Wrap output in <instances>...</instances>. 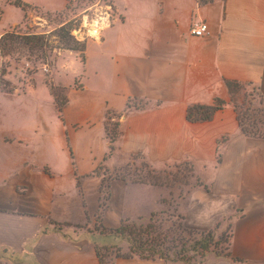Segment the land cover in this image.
<instances>
[{
	"label": "crops",
	"instance_id": "obj_1",
	"mask_svg": "<svg viewBox=\"0 0 264 264\" xmlns=\"http://www.w3.org/2000/svg\"><path fill=\"white\" fill-rule=\"evenodd\" d=\"M22 1L49 12L65 6V0L55 7ZM113 5L116 19L87 40L76 72L80 93L90 91L97 102L73 112L76 92L69 90L60 118L42 80L24 91L0 89V264H100L95 247L112 241L94 229L105 175L97 169L125 166L137 154L154 167L193 165L200 183L186 188L194 190L187 220L198 229L226 223L227 254L192 262L118 257L113 264H264V123L260 133H244L227 86L242 85L236 100L252 94V105L264 113V0ZM193 21L205 22L209 33L192 35ZM73 61L79 63L76 54ZM128 98L144 107L124 113L104 160V114L123 113ZM215 98L224 104L211 119L187 120L188 106ZM97 110L100 120L91 121ZM110 190L113 200L135 190V213L115 209L117 224L124 216L151 214L156 199L149 190L160 189L113 179Z\"/></svg>",
	"mask_w": 264,
	"mask_h": 264
},
{
	"label": "rangeland",
	"instance_id": "obj_2",
	"mask_svg": "<svg viewBox=\"0 0 264 264\" xmlns=\"http://www.w3.org/2000/svg\"><path fill=\"white\" fill-rule=\"evenodd\" d=\"M41 1L43 5H49L50 7L59 4V0ZM71 1L70 9L63 15L57 16L55 14L59 11L49 12L30 4L22 11L19 7L13 5V0H0V11L2 10V14L0 13V34L7 31H16L17 35L24 37L23 39L15 37L21 43L15 44L1 59L2 66L6 67L4 78L8 81L6 85L2 81L0 82L1 90L24 91L28 86L33 85L37 79L38 82L42 80L48 89L50 87L56 93L59 104L63 103V99L67 100L64 107L68 103L67 93L69 90H75L76 94L72 95L73 112L78 111L82 105L87 104L90 106L92 103L97 102L90 91L83 90L80 93L83 89V83L76 76V72L83 62L78 52L63 48L65 45L61 35L64 32L59 31V27L63 24H70L72 27L71 35L78 42L98 39L101 28L112 24L116 19L114 0ZM91 28L97 29V31L101 30L96 31L97 35H93L92 33L96 32H92ZM34 34L43 35V39L36 47L31 49L30 45L34 44L35 41L29 37ZM70 44L74 45V42ZM74 54L78 56L79 63L73 61ZM242 89L243 87L236 88L232 98L239 106L241 114H249V119H244L243 122L245 124H252V122L257 124L251 132L260 133L258 127L262 119L260 114L253 113L251 108L246 111V104L242 105L243 99L241 101L236 100L235 93L240 96ZM127 103L131 108L144 106L142 101L134 98H128ZM256 109L258 108L256 107ZM123 115L119 116V114L110 111L105 112L103 123L109 135L117 132V124ZM89 117L90 120H100L99 110L91 113ZM138 156L134 157L129 164L114 170H109L103 165L97 169V172H103L105 175L101 181V209L97 212V223L94 229L103 234H108L104 239L108 242L112 241L108 245H104L107 246V250H101L103 262L109 264L116 253L129 252L128 247L132 244L131 237L127 234L119 235L112 231L126 219H128L126 222H133L137 228L140 226L144 228L149 224L147 232L151 234L150 237L153 236L160 243H158L159 249L155 254L156 258L192 262L199 261L207 253L220 255V251L225 248L226 243H218L216 247L212 245L211 251L200 257L199 252L202 251L200 244L205 241V235H202L201 232L210 231L213 242H215L220 236L229 235V228L226 223L220 226L221 221H216L209 227H202L205 229H198V227L190 225L186 217L187 212L192 209L187 198L194 191L186 190V188L194 182L196 184L200 183L198 179L196 180L193 165L189 162H177L154 167L143 160L142 156ZM113 179L149 184L160 189L149 190L150 193L155 195L156 199L155 208L151 211L152 216H150L151 214L124 216L119 223L114 224L115 209L124 210L126 213H130V211L135 213V190H129L128 192L126 190L124 196L121 192L119 198L113 200L112 190H110L111 180ZM200 206L202 205L200 204ZM193 207H196V205ZM107 211H110L111 215L109 214L108 224L105 226L102 220ZM116 216L118 215L116 214ZM109 235L113 236V240ZM159 255L161 257H158Z\"/></svg>",
	"mask_w": 264,
	"mask_h": 264
},
{
	"label": "trees",
	"instance_id": "obj_3",
	"mask_svg": "<svg viewBox=\"0 0 264 264\" xmlns=\"http://www.w3.org/2000/svg\"><path fill=\"white\" fill-rule=\"evenodd\" d=\"M212 1L213 0H198V3L199 4H207V3H210ZM71 2H72L71 0H65L64 8L62 10H60L59 12H57L55 15H57V16L63 15L68 9H70ZM13 5L19 7L22 11H24L26 6H28V4L23 2L22 0H13ZM0 13L2 14V10L0 11ZM71 28L72 27L68 23L63 24L59 27V31L64 32L63 35H61V37L63 39V43L65 45V46H63V48L78 52L80 55V59L83 62L84 61V52H85V47H86V41L78 42V41L74 40L73 35H71ZM15 37H18L20 39L24 38L23 36L17 35L16 31L15 32L7 31L5 33L0 34V75H1L0 76V82L1 81L4 82L5 85L8 84V81L4 78V75L6 74V67L2 66L1 59L3 58V56L6 53H8L9 50H11L14 47L15 44L21 43L20 41L16 40ZM29 38L33 39L35 41L34 44L30 45V48L32 49V48L37 46V44L40 42L41 39H43V35L34 34V35L30 36ZM71 42H74V45L70 44ZM227 86H228V88L232 94H233V92H235L236 88L242 87V85L235 83V82H228ZM49 91L53 97L56 109H57L59 116L61 118L62 112H63V107L66 104L67 100L63 99V103L59 104L56 93L54 91H52V89H50V87H49ZM7 92H12V91L8 90ZM252 100H253L252 94H245L244 98H243L242 105L246 104V108H245L246 111L250 110V108H251V109H253V113H259L260 114V117L262 118L261 121L259 122V125H258V127H260V125H262L264 123V113H263L262 108L256 109V107H254V105H252ZM231 102L233 103L234 109L237 113V120H238V123H239L241 130L246 134H256V133H252L251 130H253V127L257 126V124H253V122H252V124L251 123L245 124L243 122V120L249 119V114H245V113L241 114V112L239 111V106L234 102L233 98H231ZM223 104H224V102L218 98H215L213 100V103L210 105L192 104V105L188 106V108H187L186 118H187V120H189L191 122L209 120V119H211V117L213 116L215 111L220 109ZM143 107L135 106L134 108H143ZM130 108L131 107L127 103V107H126L125 111L123 113H120L119 116L124 114ZM254 115H256V114H254ZM117 128H118V124H117ZM105 132H106V136L108 138L109 143H108V151L104 156V160H106L113 153L114 142L117 139L118 134H119L118 129H117L116 133L109 135L106 126H105ZM136 156H138V154L133 156V158ZM150 216H152V214ZM126 221H128V219L121 222V224L119 226H117L116 228L112 229V231L119 234V235L127 234L128 236L131 237L132 244L128 247L129 252L121 253V254L116 253L115 255H113V258L109 264H113L114 258H118V257L131 258V257H134L135 255L139 258H142V259H155L156 258L155 254L157 253V250L159 249L160 243L157 242L156 238H154L153 236L150 237L151 234L149 232H147V228L149 227V224H147L144 228L142 226L137 228L133 224V222L128 223ZM201 234L205 235V241L200 244V247L202 249V251L199 252L200 257H203L206 252L211 251L212 245L214 247H216L217 244L221 243V242L223 244L226 243V246H225V248L221 249L220 255H226L227 254L226 249H227V242H228L229 235L228 236L222 235L217 240H215V242H213L212 235H211L210 231H206V232L203 231V232H201ZM134 242H135V245H134ZM101 250H107V246H98L97 245L95 247V253L97 255V258L99 259L100 264H105L102 260ZM158 257H161V256L159 255Z\"/></svg>",
	"mask_w": 264,
	"mask_h": 264
},
{
	"label": "built area",
	"instance_id": "obj_4",
	"mask_svg": "<svg viewBox=\"0 0 264 264\" xmlns=\"http://www.w3.org/2000/svg\"><path fill=\"white\" fill-rule=\"evenodd\" d=\"M190 33L194 36H205L209 33L208 25L203 21H193L190 26Z\"/></svg>",
	"mask_w": 264,
	"mask_h": 264
},
{
	"label": "bare ground",
	"instance_id": "obj_5",
	"mask_svg": "<svg viewBox=\"0 0 264 264\" xmlns=\"http://www.w3.org/2000/svg\"><path fill=\"white\" fill-rule=\"evenodd\" d=\"M103 20V19H102ZM102 22H104V21H102ZM100 27V26H99ZM100 29V28H99ZM91 31L92 32H96L97 31V29L95 30L94 28H91ZM93 35H95V33H92Z\"/></svg>",
	"mask_w": 264,
	"mask_h": 264
}]
</instances>
